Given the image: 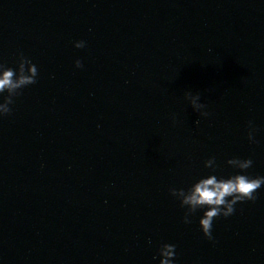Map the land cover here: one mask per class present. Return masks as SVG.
<instances>
[{"label": "water", "instance_id": "water-1", "mask_svg": "<svg viewBox=\"0 0 264 264\" xmlns=\"http://www.w3.org/2000/svg\"><path fill=\"white\" fill-rule=\"evenodd\" d=\"M21 52L38 80L0 119V264H159L161 243L264 264V188L213 241L169 195L212 156L264 176V0H0V62Z\"/></svg>", "mask_w": 264, "mask_h": 264}, {"label": "clouds", "instance_id": "clouds-1", "mask_svg": "<svg viewBox=\"0 0 264 264\" xmlns=\"http://www.w3.org/2000/svg\"><path fill=\"white\" fill-rule=\"evenodd\" d=\"M74 47L83 49L86 42L83 40L75 42ZM74 66L76 69H82L83 63L76 59ZM37 80V66L22 52L18 54L15 66L0 62V119L11 115L16 99L22 95L24 89L35 85ZM184 98L195 113L203 118L208 117L209 113L205 111L206 105L200 102L199 93L193 95L186 92ZM246 127L248 142L257 144L258 127L251 120ZM226 163L235 170L233 174L227 176L219 174L216 157L212 156L204 162V168L208 170L206 174L201 175L187 188L169 189V195L179 202L181 209H184L182 222L185 225L192 224L193 218L198 213L201 214L198 220L199 229L209 241L214 240V221L221 217L224 219L231 217L238 204L255 203L257 193L264 188V176H253L248 171L253 166L251 157L246 159L234 157L228 159ZM175 259L176 246L168 243H161L153 257L159 264H174Z\"/></svg>", "mask_w": 264, "mask_h": 264}]
</instances>
